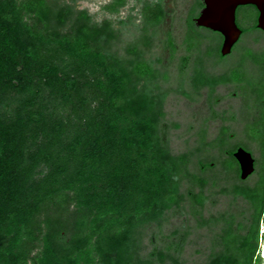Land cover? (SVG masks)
<instances>
[{
  "label": "trees",
  "instance_id": "16d2710c",
  "mask_svg": "<svg viewBox=\"0 0 264 264\" xmlns=\"http://www.w3.org/2000/svg\"><path fill=\"white\" fill-rule=\"evenodd\" d=\"M163 1L143 4L139 27L131 14L97 21L78 0H0V264H261L264 81L229 117L247 121L258 152L249 177L239 178L227 126L208 140L205 123L219 114L211 95L193 142L175 152L170 132L181 125L165 120L173 87L213 93L240 81L194 80L204 56L228 55L216 32L164 25ZM242 58L264 80V51ZM210 150L217 158H205ZM215 195L245 207L206 220ZM209 223V249L188 251Z\"/></svg>",
  "mask_w": 264,
  "mask_h": 264
},
{
  "label": "rangeland",
  "instance_id": "374dc122",
  "mask_svg": "<svg viewBox=\"0 0 264 264\" xmlns=\"http://www.w3.org/2000/svg\"><path fill=\"white\" fill-rule=\"evenodd\" d=\"M111 1L112 0H78L77 4L78 9H85L97 21H101L106 18L116 21L118 18H126L129 14H131L135 17L133 19L135 24H138L140 27L142 20L139 12L147 0H126V4L117 14H109L105 9V6L110 4ZM179 1L181 0H178L177 4H181ZM184 9L186 10V8ZM243 12L244 11L241 10L236 14L237 23L242 27V29L252 25V23L244 17ZM218 43H221V40L218 39ZM232 51L233 53L231 52V54L222 60H220L215 54L208 57L204 56L202 60V70L204 72H201V74L196 76L194 80L196 78L207 76L216 77L220 76L221 73H224L232 76L234 80L240 81L238 82L239 86L237 88L236 85L233 84H220L216 86L213 93H210V90L207 87H203L200 92L194 94L191 85L186 83L187 85L185 84V87L181 92H177L175 87H173V91L169 94L165 106V120L176 123L179 126L181 125V127L171 130L170 132L171 145L175 152L182 150L183 141L187 142V144H191V142H193L195 129L200 126L201 121L208 115V100L212 96V100H218V103L214 106V108L219 114L216 119L209 120L205 123L208 126V140L211 141L212 138L217 136L223 126H227L228 134H235V137L232 138L233 140L228 144L230 148H243L251 152L254 159H257L258 152L252 147V145V148L250 147V143H248L246 139L248 135L246 133L247 121H245V123L243 118L239 116V120L233 122L229 119V117L238 113V110L244 105L246 90H251L252 87L254 89L259 88L264 81L259 74L260 69L258 66L256 67L249 62L244 63L242 60V56L246 53H260L264 51V32L261 30H255L252 34L246 33L243 37L241 36V38H239L237 43L233 46ZM192 59L193 57L190 58V68L193 64ZM189 80H191V76L189 77ZM187 82L189 81L187 80ZM241 120L243 121L241 122ZM206 156L205 158H208V160L217 158L215 150H210L206 153ZM195 170L196 169H194V171ZM209 174L211 175L212 173L209 172L206 176ZM254 178L255 174L250 177L251 180ZM210 200H212V202L215 200V203H206L205 210L203 211V218L206 220L217 212H225L230 206L229 197L215 195V197H210ZM232 205L233 207H230L233 213L241 212V210L245 207L243 202L240 200L234 202V204L232 203ZM177 220L178 219H176V222ZM211 226V223L205 224L198 228V230L192 232L194 234L190 237L192 243L188 244V251H194L196 249L205 251L207 249L209 246V239L213 238V235L217 232V227L213 228ZM217 226H220V222ZM262 228L263 229L260 230V234L261 236L263 235L262 237L264 238V227ZM197 233L200 235V237H198L199 239L195 237ZM259 243L261 246V264H264V241L260 240Z\"/></svg>",
  "mask_w": 264,
  "mask_h": 264
},
{
  "label": "water",
  "instance_id": "95a60500",
  "mask_svg": "<svg viewBox=\"0 0 264 264\" xmlns=\"http://www.w3.org/2000/svg\"><path fill=\"white\" fill-rule=\"evenodd\" d=\"M203 7L194 22L222 36L219 54L229 55L237 43L242 29L236 23V8L240 5H253L257 10L256 28L264 32V0H201ZM233 157L239 165V178L246 179L254 172V157L251 152L238 148Z\"/></svg>",
  "mask_w": 264,
  "mask_h": 264
},
{
  "label": "flooded vegetation",
  "instance_id": "af4514ba",
  "mask_svg": "<svg viewBox=\"0 0 264 264\" xmlns=\"http://www.w3.org/2000/svg\"><path fill=\"white\" fill-rule=\"evenodd\" d=\"M177 2H178V0H171V1L170 0H167V1L164 0L162 2V6H163V9L165 11L164 12L165 13V15H164V23H163L164 25L171 24L174 27L178 26L179 28H181V26H184V24H186V21L190 20L196 27L204 28V27L197 26L195 24V22H194L195 18L198 17L199 12L201 11V9L203 7V4H202L201 0H181V1H179V3H181V4H177ZM196 3H198V5H199L198 9L196 11H191L192 6L194 4H196ZM184 8H186V10ZM247 9L252 11V15L250 17H246L244 15V17L247 20H249L250 23H252V24L255 23L256 24L257 10L255 9V7L253 5L247 4V5L237 6L235 15L237 14V12H239L241 10L245 12V10H247ZM236 23H237V20H236ZM237 25H238V23H237ZM238 27H240L242 29L241 26L238 25ZM244 35H245V33L243 32V29H242V33L240 35V38H241V36L243 37ZM220 38L222 40V36L221 35H220ZM236 163H237V161H236ZM237 166H238V169H239L238 163H237ZM254 168H255V161H254ZM263 224H264V222L261 223L260 230L263 229L262 228ZM260 230H259V233H260ZM262 236L260 234V240L264 241V238Z\"/></svg>",
  "mask_w": 264,
  "mask_h": 264
},
{
  "label": "clouds",
  "instance_id": "9594fccd",
  "mask_svg": "<svg viewBox=\"0 0 264 264\" xmlns=\"http://www.w3.org/2000/svg\"><path fill=\"white\" fill-rule=\"evenodd\" d=\"M262 226L264 227V224Z\"/></svg>",
  "mask_w": 264,
  "mask_h": 264
}]
</instances>
